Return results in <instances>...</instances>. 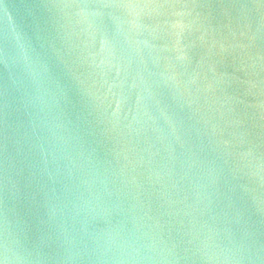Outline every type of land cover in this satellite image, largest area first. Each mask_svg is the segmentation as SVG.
<instances>
[{"label": "water", "instance_id": "1", "mask_svg": "<svg viewBox=\"0 0 264 264\" xmlns=\"http://www.w3.org/2000/svg\"><path fill=\"white\" fill-rule=\"evenodd\" d=\"M0 264H264V0H0Z\"/></svg>", "mask_w": 264, "mask_h": 264}]
</instances>
